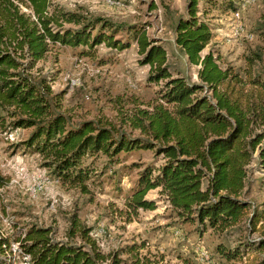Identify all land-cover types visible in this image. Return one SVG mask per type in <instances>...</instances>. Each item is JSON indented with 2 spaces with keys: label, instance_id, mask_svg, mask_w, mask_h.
Instances as JSON below:
<instances>
[{
  "label": "trees",
  "instance_id": "obj_1",
  "mask_svg": "<svg viewBox=\"0 0 264 264\" xmlns=\"http://www.w3.org/2000/svg\"><path fill=\"white\" fill-rule=\"evenodd\" d=\"M21 1L33 9L35 19L15 11L11 0H0V107L9 112L12 127L33 129L23 145L39 154L59 181L88 193V159L154 151L163 164L140 173L126 202L130 217L155 210L156 202L146 197L158 189L185 222L220 231L245 221L251 204L241 197L248 168L256 160L264 170V79L255 69L261 54L246 59L243 73L222 67L211 51L202 56L213 30L204 20L207 12L199 16L201 0H190L188 17L177 23L176 43L199 67V82L173 77L166 49L149 39L145 29L133 27L130 33L144 56L142 64L150 66L149 83H164L153 106L132 112L131 125L140 135L94 120L72 127L59 110L61 96L54 94L51 80L35 76L38 63L55 45L94 49L105 43L125 50L130 42L116 40L118 31L107 21L61 8L51 12V0ZM250 215L251 231L262 222L264 226V210L255 208ZM91 232L75 215L67 240H58L52 228L34 225L21 243L32 264H163L144 253L145 243L106 254Z\"/></svg>",
  "mask_w": 264,
  "mask_h": 264
},
{
  "label": "rangeland",
  "instance_id": "obj_2",
  "mask_svg": "<svg viewBox=\"0 0 264 264\" xmlns=\"http://www.w3.org/2000/svg\"><path fill=\"white\" fill-rule=\"evenodd\" d=\"M189 1L51 0V12L61 8L89 20L107 21L118 31L116 40L130 42L125 50L105 43L94 49L55 45L38 63L35 76L51 80L54 94L61 96L59 110L72 127L94 120L140 135L131 125L132 112L153 106L164 83H149L150 66L142 64L144 56L130 33L133 27L145 29L149 39L166 49L173 77L199 82V67L176 43L177 23L188 17ZM11 2L15 11L36 18L29 4ZM200 11L201 18L207 12L204 20L213 30L202 56L211 51L222 67L243 73L246 59L261 54L255 69L264 79V0H201ZM237 29L242 31L237 34ZM11 122L9 112L0 107V264H32L21 243L29 228H52L58 240H67L75 215L92 230V238L106 254L145 243L144 253L163 264H264L263 222L255 231L248 224L253 209L264 210V170L256 160L248 168L241 197L251 204L250 213L243 223L218 231L179 218L158 189L146 197L157 208L130 217L126 202L140 173L163 164L154 151L123 153L114 160L103 155L88 159L92 174L89 192L84 193L59 181L42 157L23 145L33 129L14 128ZM75 241L82 239L77 236Z\"/></svg>",
  "mask_w": 264,
  "mask_h": 264
},
{
  "label": "built area",
  "instance_id": "obj_3",
  "mask_svg": "<svg viewBox=\"0 0 264 264\" xmlns=\"http://www.w3.org/2000/svg\"><path fill=\"white\" fill-rule=\"evenodd\" d=\"M252 2H255V1H257V0H251ZM240 31H242V29L241 30H236V33L238 34V33H240Z\"/></svg>",
  "mask_w": 264,
  "mask_h": 264
}]
</instances>
